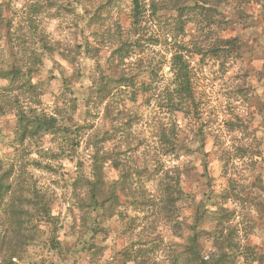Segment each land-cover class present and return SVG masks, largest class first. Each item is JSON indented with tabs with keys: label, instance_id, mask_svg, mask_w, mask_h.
<instances>
[{
	"label": "trees",
	"instance_id": "1",
	"mask_svg": "<svg viewBox=\"0 0 264 264\" xmlns=\"http://www.w3.org/2000/svg\"><path fill=\"white\" fill-rule=\"evenodd\" d=\"M45 1L49 3L50 0ZM73 1L83 7V0H70L69 7L73 6ZM119 1L106 0L94 12L85 9L87 17L84 20L91 26L98 22L95 18L101 13L100 9ZM224 3L236 9L257 5L264 18V0H130V26L125 32H119L115 40L108 36L113 42L110 54L105 58L106 67L93 76L83 99L82 118L73 122L68 120L69 115H75L69 109L72 105L65 109L57 104L50 112L41 107L45 88L41 81L35 80L47 53L53 57L59 55L70 66H75L74 51L58 48L44 29L37 30L41 14L45 9L51 11L50 7L45 6L44 0H25L23 15L12 12L9 17L3 15L4 9L0 7V40L3 42L0 46V80L9 82V85L0 86V116L7 112L15 115L12 143H15L13 146L17 153L7 162L6 168L0 166V264H22L29 257L30 248L42 242L56 250L62 249L63 242L58 238L60 229L64 227L62 219L53 212L51 192L38 184L33 171L57 172V167H63L65 159L76 164L75 176L69 183L71 196L67 207L73 221H77L75 209L81 211L78 218L83 227L80 251L89 255L90 264H94V256L103 254L106 249L95 239L107 224L116 217L127 219L129 216L127 223L144 232L146 224L142 228L136 224L138 212L147 215L150 211L172 223L171 228L179 230L180 237H186V243L180 245V253L171 256L172 264H237L246 259L264 264V260L255 256L252 258V246L235 240L241 221H233L240 214L243 216L246 202L250 201L248 188L255 187V194H251L253 198L264 195L261 174L256 175L255 180L258 179L253 185L251 183L247 188L241 186V189L232 178L237 174L236 159L244 161L248 155L246 144L233 149L230 146L221 148L215 138L216 152L224 173L231 176L227 187L217 195L222 203L216 213L211 217L205 207H199L192 223L179 220L177 214L179 203L182 208L186 200L192 198L183 183L184 177L191 175L193 169L182 159L199 152L206 161L203 130L197 128L194 132L200 142L196 148L181 136L183 126L179 114L183 119L190 120L196 117L194 112L198 111L190 53L184 36L189 24H204L212 28L211 25L218 22L217 15L225 18L221 10ZM117 27L123 30L120 22ZM33 30L37 31L36 46H32ZM217 39L220 40L210 48L214 57L227 54L221 47H229L232 53L240 47L238 38ZM93 45L87 39L85 44L77 45V50L81 47L94 49ZM155 49L159 51L158 58L154 55ZM196 49L199 48L195 46ZM165 67L168 69L166 72ZM62 75L65 90L72 91L73 73L65 74L63 71ZM120 101L122 106L117 105ZM103 104L104 119L110 124L108 129L100 128L94 119ZM144 104L150 107L148 115L153 119L148 144L151 155L147 154L144 168H134L130 160L126 163L130 158H126V154L134 151L135 132L139 130L142 117L140 107ZM233 125L234 122L229 124L228 131L236 137L239 130ZM123 135L126 136L127 150L121 146L117 150L106 146L107 141L118 140ZM45 136H51L53 147L44 148L41 145ZM32 145L37 147L36 158H31ZM80 148L86 153L88 167L83 162L85 159L75 160ZM250 153L254 165L261 152L251 150ZM121 154L125 156L122 158ZM108 164L121 170L120 180L109 178L106 171ZM206 172L205 163L202 175ZM134 175H145V181L137 182ZM121 197L125 201H121ZM205 198L208 201L213 199L209 194ZM228 203L234 204V209L231 210ZM129 209L137 213L130 216ZM207 220L214 225L205 227L203 223ZM42 224L48 225V230ZM203 235L214 239V246L208 255L199 248V239ZM137 236L138 241H130L128 249L121 252L117 261L123 264H162L156 257L162 238L158 235L145 238L144 233Z\"/></svg>",
	"mask_w": 264,
	"mask_h": 264
},
{
	"label": "rangeland",
	"instance_id": "2",
	"mask_svg": "<svg viewBox=\"0 0 264 264\" xmlns=\"http://www.w3.org/2000/svg\"><path fill=\"white\" fill-rule=\"evenodd\" d=\"M105 1L83 0V7H79L73 1V6L69 7L70 0H50L49 3L44 0L45 6H49L51 11L45 9L41 14L40 25L37 30L44 29L50 41L58 48H68L74 51L76 59L73 67L59 55L53 57L47 53L48 56L44 58L35 80L41 81L45 88L41 107L50 112L57 104L63 105L62 107L65 109L72 105L69 109L75 115L68 116L70 122L82 118L81 109L83 99L86 96V89L91 84L93 76H97L101 69L106 67L105 58L110 54L111 43L113 42L109 41L108 36H112V40H115L119 32H125L130 26V0H121L103 7L104 9H100L101 13L95 18L98 22L95 21L91 26H88L84 20L87 17L85 9L94 12L99 4ZM24 2L25 0H0V7L4 9L3 15L9 17L12 16V12H19L23 15ZM229 6L228 3H224L221 10L226 16L222 18L217 15L216 20L218 22L211 25L212 28H208L204 24H189L186 29L187 34L184 36V41L187 43L186 48L190 53L189 60L197 92L198 111L194 112L196 117L190 120L183 119V116L179 114V120L183 126L181 136L196 148L200 142L197 141L194 132L197 128L203 130L205 135L203 143L206 152V161L199 152H194L190 157L182 159L184 162H188L190 168L193 169L191 175L184 177L183 183L185 190L190 192L192 198L186 200L182 208H180L179 203L177 210L179 220H186V223H192V217L199 207L201 209L205 207V210L211 213V217L216 213L220 202L222 203L217 195L227 187L231 177L224 173L222 162L216 152L218 147L215 148V138L221 148L230 146L233 149L237 146L244 147V144L249 148L244 161L239 160L240 158L236 159L238 168L235 171L237 174L232 177L239 183L240 189L241 186L247 188L251 183L253 185L258 179L255 180L258 174H261V179L264 181V18L257 5L252 4L240 9L229 8ZM242 10L244 13L241 14ZM119 22L123 30H119L117 27ZM31 33H35L32 46H36L37 31L33 30ZM217 38H238L240 47L238 46L233 53L229 47H221L223 51H227L228 56L224 53L220 58L214 57L210 48L220 40ZM87 39L94 44V49L81 47L78 51L77 45L85 44ZM0 46H3L1 40ZM195 46L199 49L195 50ZM158 52L155 49L154 55L157 58L160 57ZM220 53L222 54V52ZM167 70L165 67L164 72ZM63 71L65 74L73 73L72 91L70 92V89L65 90ZM1 85H9V82L0 80ZM120 102L117 105L122 106V101ZM76 103L77 106H74ZM103 107L104 104L99 106V113L94 119L100 128L108 129L110 124L104 119ZM140 110L142 117L139 130L135 132L137 136H135V143L132 145L134 151L126 154V158L127 156L130 157L126 163L128 164V160H130L134 168L145 166L147 154L151 155V147L148 144L151 140L150 124L153 119L148 115L150 107L144 104ZM15 121L14 113L7 112V114L0 116V166L2 168H6L7 162L17 155L13 146L15 143H12ZM231 122H234V128L239 130L236 137L228 131ZM125 137L109 140L106 142V146H111L116 150L121 146L127 150ZM41 145L44 148L53 147L51 136H45L41 140ZM32 147L31 158H36L38 157L36 154L37 147L33 145ZM251 150L261 152V157L258 156L259 160L254 165L250 159ZM24 155L26 160V152ZM20 156L23 159V155ZM76 156L75 160L77 158L85 159L83 160L85 167L89 166V161H86V153L82 148L79 149ZM124 156L121 154L122 158ZM205 163L207 176L202 175ZM75 166V162L65 159L63 160V167H57V172H45L39 169L33 171L34 179L38 181V184L51 192L53 212L61 217L64 226L60 229L58 237L63 243L62 249L58 250L44 242L31 247L29 257L22 264H90L89 255L80 251L79 240L83 233V227L78 218L81 216V211L75 209L74 216H76L77 221H73L67 207L71 196L69 183L75 176ZM106 171L110 179L120 180L122 174L120 169L108 164ZM134 178L140 183L144 182L146 177L145 175H134ZM248 190L250 201L248 199L246 202L244 214L242 216L239 213L240 215L233 221H241L238 230L236 229V232L239 231V233H235V240L237 239L242 245L253 247L252 258L255 256L256 259L264 260V195L262 194L260 198H253L255 187L251 186ZM246 193L247 190L244 194ZM207 194L212 195L213 199L206 200L205 195ZM120 200L125 201V198L121 197ZM227 206L231 210L234 209L232 203H228ZM136 213V211L129 209L130 216H134ZM174 213L175 216L176 212ZM138 214L139 218L136 224H140L138 228H142L146 224L144 232L127 223L129 216L127 219L116 217L106 225V229L95 239L98 245H104L106 249L103 254L94 256V264H123L122 261H117L121 252L128 249L127 244L130 241L137 242L139 236L136 237V235L140 233L146 234L147 237L145 238L149 239L157 235L160 236L163 242L156 257L162 264L173 263L171 256L180 253V245L186 243V237H180V231L177 232L171 228L172 223L169 224L160 219L161 216L158 217L154 212L150 211L147 215L142 212H138ZM128 225L129 227L125 232L124 229ZM203 225L210 228L214 224L207 220ZM42 226L48 230V225L42 224ZM184 227L186 226L184 225ZM185 231L186 234H189V231ZM213 246L214 239L212 236L203 235L200 237L199 248L206 255L211 252ZM127 264H133V262ZM237 264L259 263L254 259L250 261L246 259Z\"/></svg>",
	"mask_w": 264,
	"mask_h": 264
}]
</instances>
